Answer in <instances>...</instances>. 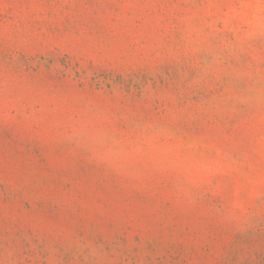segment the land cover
<instances>
[{"label":"rangeland","instance_id":"374dc122","mask_svg":"<svg viewBox=\"0 0 264 264\" xmlns=\"http://www.w3.org/2000/svg\"><path fill=\"white\" fill-rule=\"evenodd\" d=\"M0 264H264V0H0Z\"/></svg>","mask_w":264,"mask_h":264}]
</instances>
